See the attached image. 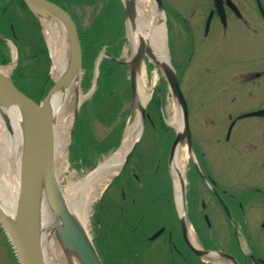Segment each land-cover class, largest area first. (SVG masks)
I'll return each instance as SVG.
<instances>
[{
	"label": "rangeland",
	"instance_id": "1",
	"mask_svg": "<svg viewBox=\"0 0 264 264\" xmlns=\"http://www.w3.org/2000/svg\"><path fill=\"white\" fill-rule=\"evenodd\" d=\"M59 1L72 17L78 31L82 58L77 90L79 95L86 96L76 109L77 112L72 113L68 146L57 171L58 184L64 189L69 183L80 182L119 149L125 129L134 120L137 109L131 98L129 68L117 65L111 58L104 56L106 53L121 61L131 58L123 0ZM165 1L170 2L177 10L181 11L183 8V0ZM145 6L149 9L150 2L146 1ZM106 9L109 12L108 20L105 21L102 17ZM0 11V35L11 39H0V65H8L14 58L11 79L16 81L18 88L24 90L27 96L38 101L53 85L49 79L50 50L42 26L24 9L19 0H0ZM164 19L167 39L169 26L166 13ZM96 24L101 26L97 27L98 30L103 28L101 33L97 32ZM172 40V47L166 41L169 55L172 57L171 53L174 52L179 58L184 49V41L177 37H172ZM98 57L101 60L96 67ZM181 61L182 58L178 65ZM172 67L174 69L173 63ZM138 83L149 96L144 107L145 119L140 138L124 168L120 169L94 203L87 227L88 235L103 264H164L166 257L164 250L156 244L136 252L134 229L142 220L140 231L142 237H145V232L149 233L169 220L165 193L173 181L166 162L176 130L168 125V120L178 105L161 72L147 59L142 61L139 68ZM183 91L188 101L191 130L203 149L214 158V149L206 145L209 141L199 129L202 112L193 106L197 92L194 89ZM234 109L232 107L230 111L232 116L239 113ZM208 113L211 115V112ZM227 114L228 112H223L219 117H214V114L212 117L218 121L226 119ZM67 116L64 112L62 119ZM251 119L261 120V125L264 126V117ZM186 149L185 145L182 146L179 153L181 161L186 165L184 177L189 170ZM230 158L231 155L227 154L220 167L234 168L236 164H232ZM216 172L219 173L217 170ZM122 191L124 199L121 198ZM0 264H17L1 228Z\"/></svg>",
	"mask_w": 264,
	"mask_h": 264
},
{
	"label": "flooded vegetation",
	"instance_id": "2",
	"mask_svg": "<svg viewBox=\"0 0 264 264\" xmlns=\"http://www.w3.org/2000/svg\"><path fill=\"white\" fill-rule=\"evenodd\" d=\"M161 1L169 46L172 37L184 41L181 56L172 52L170 58L187 111L183 90L194 89L193 106L202 112L199 129L214 149L212 158L189 125L186 220L193 245L206 254L196 256L184 240L182 198L176 200L172 183L165 193L169 220L145 237L140 220L134 229L136 252L156 244L166 253L164 264H264V126L251 119L264 116H247L264 110V0H183L181 11ZM232 107L239 113L232 116ZM223 112L227 120L213 119ZM227 154L234 168L220 167ZM168 159L169 154V171Z\"/></svg>",
	"mask_w": 264,
	"mask_h": 264
},
{
	"label": "water",
	"instance_id": "3",
	"mask_svg": "<svg viewBox=\"0 0 264 264\" xmlns=\"http://www.w3.org/2000/svg\"><path fill=\"white\" fill-rule=\"evenodd\" d=\"M21 1L37 21L54 19L60 23L67 41L68 60L63 73L37 102L14 85L10 71L2 72V70H8L10 64L0 65V121L7 131L11 132L10 121L5 111L14 108L18 110L23 141L16 208L14 214L10 215L0 207V228L6 236L18 264H47L41 244V206L46 204L56 221V224L50 228L55 233L62 251L74 257L79 264H103L90 237L67 209L58 184L56 171L54 145L56 118H54L50 101L56 93L65 92L75 80L78 78L80 80L82 53L78 31L68 11L59 5L49 0ZM153 3L157 11L163 13L162 1L153 0ZM123 5L125 19L133 26L136 18V1L125 0ZM0 39L11 41L3 35H0ZM166 49L168 51L167 42ZM167 53L168 62H159L154 59L151 47L140 40L138 47L128 61L113 58L111 60L129 68V84L133 101L138 88V71L144 59L152 63L164 77L177 102L182 121V129L176 133L169 152L168 164L171 174V164L176 158L178 149L185 145L190 152L191 135L186 102L172 67L169 52ZM105 55L109 57L108 54L105 53ZM95 85H97V81ZM144 107L145 105L138 107L141 125L145 119ZM247 116H264V110ZM74 117H76V113ZM139 138L140 136L133 142L126 154L121 169L124 168L133 154ZM180 186L182 202L179 208V217L183 237L188 248L196 256L201 257L206 253L191 243L188 234L184 181L182 179Z\"/></svg>",
	"mask_w": 264,
	"mask_h": 264
},
{
	"label": "bare ground",
	"instance_id": "4",
	"mask_svg": "<svg viewBox=\"0 0 264 264\" xmlns=\"http://www.w3.org/2000/svg\"><path fill=\"white\" fill-rule=\"evenodd\" d=\"M125 1V0H123ZM136 1V18L133 26L127 22V37L131 45L132 55L142 40L147 46L149 45L154 53V59L159 62H168V51L166 49V28L165 17L163 13L157 11L153 0H135ZM146 1L150 2V8L147 9ZM46 37L48 49L50 50L51 66L49 79L55 82L63 73L68 60V46L63 27L56 20H39ZM82 53V51H81ZM109 55V54H108ZM131 55V57H132ZM108 57L107 55H104ZM15 57V54H14ZM110 58L116 59L109 55ZM14 60V58H13ZM10 62L8 70H2L3 73L11 72L14 61ZM101 57L96 61V67L99 66ZM120 65V64H117ZM81 74V73H80ZM75 80L71 86L63 93H56L51 101L56 125L54 128L55 135V160L56 171H58L64 157V151L68 146V132L71 128L73 116L72 113L84 101L86 96L79 95ZM149 96L145 90L139 86L134 98L137 113L134 120L126 127L121 146L116 150L104 163L99 165L93 172H90L78 183H69L62 191V196L67 209L72 216L84 229L88 235L87 227L90 224L92 208L94 203L99 199L103 190L110 181L117 175L122 167L126 154L129 152L133 142L141 135L142 125L139 106L146 104ZM68 116L62 119V114ZM11 125V132L3 126L0 121V207L4 212L10 215L14 214L16 200L19 190V176L22 157V133L20 129V114L18 110L10 109L5 111ZM168 125L175 128L176 133L182 129L181 115L178 107L175 113L169 118ZM182 148V147H180ZM180 148L178 149L175 160L171 164V176L175 191L176 200L180 197V180L184 181L186 169L185 162L180 157ZM178 206V205H177ZM180 205L178 206L179 209ZM55 219L46 204L41 206V244L47 264H79L77 260L62 251V248L51 230L55 225ZM192 244L195 241L192 234L189 233ZM89 236V235H88Z\"/></svg>",
	"mask_w": 264,
	"mask_h": 264
},
{
	"label": "trees",
	"instance_id": "5",
	"mask_svg": "<svg viewBox=\"0 0 264 264\" xmlns=\"http://www.w3.org/2000/svg\"><path fill=\"white\" fill-rule=\"evenodd\" d=\"M49 1L54 2V3H56L57 5L61 6L62 8L66 9L65 6H63L62 3H61L59 0H49ZM19 2H20V4L24 7V9H27V8L25 7L24 3H23L21 0H19ZM6 6H7V5H5V10L7 11V7H6ZM121 11H122V9H121ZM28 12H29V11H28ZM108 12H109V10H107V9H106V11L103 12V13H104V16H103L102 18H103L105 21L108 20V19H107ZM2 13H4V8L2 9ZM29 13H30V12H29ZM0 14H1V11H0ZM31 16H32V15H31ZM98 25H100V24H96V25H95L97 30H98L97 27H101V26H98ZM1 28H2V20H1V15H0V31H1ZM102 31H103V28H100V30H98L97 32H98V33H101ZM79 41H80V39H79ZM94 48L96 49L97 46H94ZM45 52H46V51H45ZM47 56H48V53H47ZM18 69H19V68H17V71H18ZM12 80H13V79H12ZM13 82H14V85L18 88V86H17V84H16V81L13 80ZM18 89H19V88H18ZM19 90H21V88H20ZM22 92H24V93L27 95V93H26L24 90H22ZM117 130H118V129H117Z\"/></svg>",
	"mask_w": 264,
	"mask_h": 264
}]
</instances>
